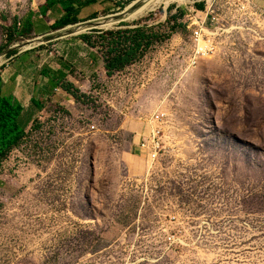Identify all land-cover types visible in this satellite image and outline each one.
Here are the masks:
<instances>
[{
	"label": "rangeland",
	"instance_id": "374dc122",
	"mask_svg": "<svg viewBox=\"0 0 264 264\" xmlns=\"http://www.w3.org/2000/svg\"><path fill=\"white\" fill-rule=\"evenodd\" d=\"M146 1L108 27L6 44L32 0H0V74L27 69L43 104L25 107L26 135L0 162V264H264V0H159L131 17ZM192 9L215 49L186 68ZM143 24L168 37L106 74L101 32ZM60 65L69 91L40 74ZM158 113L149 166L135 146Z\"/></svg>",
	"mask_w": 264,
	"mask_h": 264
},
{
	"label": "trees",
	"instance_id": "16d2710c",
	"mask_svg": "<svg viewBox=\"0 0 264 264\" xmlns=\"http://www.w3.org/2000/svg\"><path fill=\"white\" fill-rule=\"evenodd\" d=\"M98 1L99 0H47L43 5L39 6V10L45 12L47 9L58 4L62 10V15L51 24V29H59L66 25L94 18L97 12H92L88 17L82 19H79L77 15L82 8ZM102 1L104 2L106 0ZM198 6L202 7V4H198ZM16 23L17 21L12 22V24L5 29L7 37L6 44H9L14 40L13 37L15 34L21 33L23 35H28L30 32L31 26L28 23H21V26L19 27ZM90 36L91 33H83L79 35V38L86 44L91 45ZM99 37L105 41L103 66L106 70V74H111L132 63L134 59L141 55L150 45L161 38L168 37V34H160L158 30H154L153 25L148 26L147 24H143L136 30H109L101 32ZM5 45L1 46L2 50L6 47ZM15 53L16 50H12L9 51L7 55L9 56ZM60 66L61 69L57 68L56 70H50L43 67L40 70V74L47 77L51 84L58 85L63 90L69 91L71 84L62 80L66 74V72L63 71L66 67L64 65ZM71 93L73 94V92ZM31 103L37 110L41 109L43 106L41 101H38L37 99H31ZM22 110V104L15 97L3 93L2 79L0 77V162L26 135L24 127L19 122V116Z\"/></svg>",
	"mask_w": 264,
	"mask_h": 264
},
{
	"label": "crops",
	"instance_id": "0c3cea01",
	"mask_svg": "<svg viewBox=\"0 0 264 264\" xmlns=\"http://www.w3.org/2000/svg\"><path fill=\"white\" fill-rule=\"evenodd\" d=\"M47 0H32L31 6L28 8V11L26 15L23 17L22 23L26 24L28 23L31 26L29 34L33 35H47L51 34L53 32L58 31L59 29H64V27L59 29H51V24L62 15V10L58 4L54 5L52 8L47 9L45 12H42L39 10V6L43 5ZM111 1V0H106ZM103 3L102 0H99L96 3H93L87 7H84L80 10L79 14L77 15L79 19L88 17L87 15L92 12H98L97 7ZM109 9V8H108ZM68 26V25H66ZM65 26V27H66ZM22 57V56H21ZM21 59V58H20ZM19 60V57L16 58V62ZM17 66V65H16ZM48 68L50 70H56L57 68ZM58 68L61 69V66ZM27 69L23 70L22 67L20 69L11 70V67L9 70L5 71V75L0 74V77L2 79V91L5 94H10L13 97H15L24 107L27 106V111H30L32 109L37 110L33 104L31 103V99H37V97H41L40 95V89L38 80H34L32 76H30V73L26 72ZM66 72V69L63 70ZM42 79L44 80V85H47V88L52 87L53 85L49 82V79L47 77L42 76ZM52 85H50V84ZM29 87V91L27 88ZM56 88L54 86L52 89ZM43 89V88H42ZM35 93L37 94L35 96ZM42 101V100H41ZM26 111V112H27ZM22 112L19 116V122L24 127V130L26 129L27 125L31 121L29 117L27 120H25L24 116L22 117ZM21 117V118H20ZM148 129V127H147ZM26 131V130H25ZM147 130L145 131V133ZM143 133V135L145 134ZM142 136V135H141ZM139 142V141H138ZM138 142L135 146V150L138 152Z\"/></svg>",
	"mask_w": 264,
	"mask_h": 264
},
{
	"label": "built area",
	"instance_id": "2783aa9c",
	"mask_svg": "<svg viewBox=\"0 0 264 264\" xmlns=\"http://www.w3.org/2000/svg\"><path fill=\"white\" fill-rule=\"evenodd\" d=\"M192 13L194 15L189 18V25L191 26L189 34L190 51L185 60L186 68L193 67L200 60L208 57L215 49L213 41L214 33L206 22L207 13L203 17H201L202 11L192 9ZM210 22L216 24L218 23V18L212 17L210 18ZM16 24L18 27L20 26L19 22ZM214 29L217 28L214 27ZM163 120L164 114L162 113L150 116L147 120L149 128L140 137L137 145L149 166L158 160L159 153L163 148Z\"/></svg>",
	"mask_w": 264,
	"mask_h": 264
},
{
	"label": "water",
	"instance_id": "95a60500",
	"mask_svg": "<svg viewBox=\"0 0 264 264\" xmlns=\"http://www.w3.org/2000/svg\"><path fill=\"white\" fill-rule=\"evenodd\" d=\"M141 0H134L130 4H128L120 13L111 14L104 19H90L85 20L83 22H79L75 25V27H85L86 29H98L105 27V25H111L116 20H120V17H127L129 16L130 12L134 9L135 5L140 2ZM72 25H68L64 27V29L70 28Z\"/></svg>",
	"mask_w": 264,
	"mask_h": 264
},
{
	"label": "bare ground",
	"instance_id": "6f19581e",
	"mask_svg": "<svg viewBox=\"0 0 264 264\" xmlns=\"http://www.w3.org/2000/svg\"><path fill=\"white\" fill-rule=\"evenodd\" d=\"M159 0H147L145 2L144 5H142L141 7H139L135 12H133V14L131 15V17H135L139 14H141L144 10L152 7L156 2L158 3ZM130 3V2H129ZM160 5V4H159ZM163 7V6H162ZM153 10V9H152ZM109 25H105V27H108ZM33 44V43H32Z\"/></svg>",
	"mask_w": 264,
	"mask_h": 264
}]
</instances>
